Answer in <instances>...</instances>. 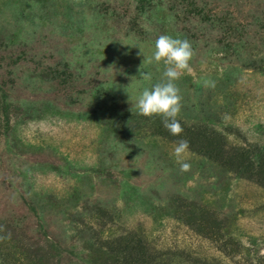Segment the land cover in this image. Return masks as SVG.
I'll return each instance as SVG.
<instances>
[{
  "label": "rangeland",
  "instance_id": "374dc122",
  "mask_svg": "<svg viewBox=\"0 0 264 264\" xmlns=\"http://www.w3.org/2000/svg\"><path fill=\"white\" fill-rule=\"evenodd\" d=\"M150 3L0 0V264H264V0ZM161 34L196 53L179 136L130 99Z\"/></svg>",
  "mask_w": 264,
  "mask_h": 264
},
{
  "label": "clouds",
  "instance_id": "9594fccd",
  "mask_svg": "<svg viewBox=\"0 0 264 264\" xmlns=\"http://www.w3.org/2000/svg\"><path fill=\"white\" fill-rule=\"evenodd\" d=\"M195 54L190 40L161 34L155 41L152 60L157 64L163 61L166 65L163 79L161 82L152 85L151 88H144L134 100L130 97L139 114L147 117L161 116L164 127L174 136H179L184 131L178 119L183 107V97L176 81L180 79L184 71H191L190 61ZM141 77L145 81L152 80L150 73L141 72ZM204 83L206 86H214V82L209 80H205ZM189 149L188 140L180 139L176 142L174 155L181 165L180 170L182 172L191 168L189 163L183 162L184 154Z\"/></svg>",
  "mask_w": 264,
  "mask_h": 264
},
{
  "label": "trees",
  "instance_id": "16d2710c",
  "mask_svg": "<svg viewBox=\"0 0 264 264\" xmlns=\"http://www.w3.org/2000/svg\"><path fill=\"white\" fill-rule=\"evenodd\" d=\"M138 2L141 5V8H142L141 11H145L146 10V7L148 5L149 6L151 5V3H150L151 0H138ZM96 244L98 245V242ZM48 248H49V246H47L46 249H44L43 247L37 246L35 249H32L30 251H27V253H28L27 254L28 260L30 262L33 261L34 264H52L51 260L53 258V255H51V253L49 252V249ZM163 256H165V255H163ZM109 257H108V259L103 258L99 262V264H136L134 262L136 260V257H133L132 259H130L129 262L128 261H125V260H124V262H121L122 259H120V260L119 259H113V256H109ZM158 257H154L153 260L154 261H156V260L158 261ZM160 258H162V257L160 256ZM158 263H159V261H158ZM212 263L213 264H220L217 261H212ZM150 264H152V263H150ZM165 264H168V263H165Z\"/></svg>",
  "mask_w": 264,
  "mask_h": 264
}]
</instances>
